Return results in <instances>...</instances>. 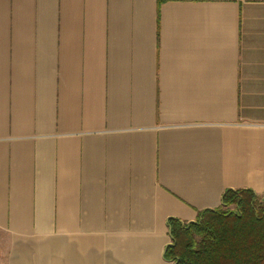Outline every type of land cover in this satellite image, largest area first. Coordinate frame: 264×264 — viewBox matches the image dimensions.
I'll return each instance as SVG.
<instances>
[{
	"label": "crops",
	"instance_id": "obj_1",
	"mask_svg": "<svg viewBox=\"0 0 264 264\" xmlns=\"http://www.w3.org/2000/svg\"><path fill=\"white\" fill-rule=\"evenodd\" d=\"M229 190L264 202V0H0V264H175Z\"/></svg>",
	"mask_w": 264,
	"mask_h": 264
},
{
	"label": "trees",
	"instance_id": "obj_2",
	"mask_svg": "<svg viewBox=\"0 0 264 264\" xmlns=\"http://www.w3.org/2000/svg\"><path fill=\"white\" fill-rule=\"evenodd\" d=\"M236 205V212H224ZM176 264H264V204L252 191H226L222 206L199 212L195 223L169 222Z\"/></svg>",
	"mask_w": 264,
	"mask_h": 264
},
{
	"label": "rangeland",
	"instance_id": "obj_3",
	"mask_svg": "<svg viewBox=\"0 0 264 264\" xmlns=\"http://www.w3.org/2000/svg\"><path fill=\"white\" fill-rule=\"evenodd\" d=\"M257 198H259V200L261 201V203H263L264 204V202L261 200V198L259 197V196H257ZM223 211L224 212H228V211H230V214L231 213H235L237 210H236V205H232L230 208H228V209H225V208H223ZM173 243V242H172ZM172 245V244H171ZM174 263V262H173ZM176 264V263H175Z\"/></svg>",
	"mask_w": 264,
	"mask_h": 264
}]
</instances>
